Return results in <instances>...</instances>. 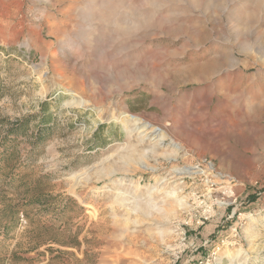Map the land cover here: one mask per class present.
<instances>
[{
	"label": "rangeland",
	"instance_id": "obj_1",
	"mask_svg": "<svg viewBox=\"0 0 264 264\" xmlns=\"http://www.w3.org/2000/svg\"><path fill=\"white\" fill-rule=\"evenodd\" d=\"M0 83V132L27 119L0 264H264V0H0ZM203 158L238 202L196 226L204 177L167 178Z\"/></svg>",
	"mask_w": 264,
	"mask_h": 264
},
{
	"label": "trees",
	"instance_id": "obj_2",
	"mask_svg": "<svg viewBox=\"0 0 264 264\" xmlns=\"http://www.w3.org/2000/svg\"><path fill=\"white\" fill-rule=\"evenodd\" d=\"M3 95V85L0 83V98ZM45 111V110H44ZM27 119L16 120L11 127L0 132V235L3 239L10 236L19 223V214H23V209H17L18 205L12 202L6 203L7 191L19 183L21 174L18 170L19 150L11 135L17 132L25 131V124ZM50 126L43 119L41 125L37 128L35 135H33V147L42 142L50 130ZM34 149V148H32ZM37 196L29 197L25 202L36 200ZM12 257L15 254H11Z\"/></svg>",
	"mask_w": 264,
	"mask_h": 264
},
{
	"label": "built area",
	"instance_id": "obj_3",
	"mask_svg": "<svg viewBox=\"0 0 264 264\" xmlns=\"http://www.w3.org/2000/svg\"><path fill=\"white\" fill-rule=\"evenodd\" d=\"M194 176L204 177L206 183L205 196L199 199L197 207L204 209L196 218V226H201L213 214L212 209L218 206L228 207L237 204L238 197L235 194V186L238 184L233 178L223 174L218 170L215 164L207 158L200 159L193 166ZM192 176V177H194ZM195 178V177H194ZM197 193V192H196ZM196 193L192 196L195 197ZM216 193L218 197H212ZM195 198H199L196 196ZM241 202L239 203V205Z\"/></svg>",
	"mask_w": 264,
	"mask_h": 264
},
{
	"label": "bare ground",
	"instance_id": "obj_4",
	"mask_svg": "<svg viewBox=\"0 0 264 264\" xmlns=\"http://www.w3.org/2000/svg\"><path fill=\"white\" fill-rule=\"evenodd\" d=\"M113 63V62H112ZM84 75V74H83ZM73 93V92H72ZM77 97V96H76ZM78 105H85V103H86V101L85 100H82V99H79L77 102H76ZM125 111V110H124ZM109 114V113H108ZM115 121L116 122H120L124 127H125V129L127 130V132L129 133V134H131V133H133V130H134V127L133 126H135V125H138V124H141L140 122H139V120L137 119V117L135 116V115H132V114H128V113H125V114H122V115H120V116H118V117H116L115 118ZM137 127V126H136ZM177 127V126H176ZM138 131V132H137ZM137 131L135 132V133H139V139H141V138H148V137H150V136H152L151 138H149V141H152V142H155V143H153V145H152V149L151 150H154L155 149V147L158 145V144H161V143H163V136L165 135V134H163L162 135V128H157V127H154V125H152L151 123H144V125L141 127L140 126V128L138 127L137 128ZM138 139V138H137ZM140 141V140H139ZM151 142V143H152ZM156 142H158L157 144H156ZM150 143V144H151ZM174 152H172L171 154H173ZM173 156H174V154H173ZM170 157V156H169ZM112 167V166H111ZM142 168H144V169H151V170H154L155 169V167L154 166H149L147 163H144L143 162V165L141 166ZM109 169V168H108ZM189 169H191V168H187V169H181V168H175L174 170H173V173H174V175H171L169 178H167V179H171V178H175V177H177V176H180V177H178L177 179H180V178H183V174H187V173H195L194 171H190ZM114 172H116L114 169L112 170V171H107V174L106 175H104V173H103V176L101 175H99L95 180L97 181V182H99V181H103V180H105V179H107L108 177L107 176H111L112 175V173L114 174ZM84 172H81V174H83ZM124 173V172H123ZM125 173H127V172H125ZM88 174V173H87ZM84 175H86V174H84ZM157 178V177H156ZM122 179V178H121ZM121 179L119 180V182H120V184H121ZM84 181H89V179L88 178H85V180ZM124 181V180H123ZM118 182V183H119ZM155 182V181H154ZM164 182V181H163ZM117 183V184H118ZM126 183V182H125ZM124 183V184H125ZM123 184V183H122ZM147 186V185H146ZM146 186H144L143 188H145ZM128 187H134V189H138V188H140V186H139V182L138 181H135V180H133V179H131V180H128ZM158 185H156V186H153V188H155V190H154V193L156 192L157 193V195H164V197H167L168 199H171L170 200V202H174V203H178V204H180V205H183L182 204V202H183V198L181 197H179L178 196V194H177V191H175V190H177V189H175V190H172V191H168L167 189V191L166 190H162V189H158ZM172 189H173V187H172ZM171 190V189H170ZM149 193H151V192H149ZM134 194H135V192H134ZM128 197V196H127ZM146 199V198H145ZM151 202V201H150ZM174 203H171V204H174ZM119 204V203H118ZM151 205V204H150ZM150 205H149V207H150ZM139 207V206H138ZM168 207V206H167ZM173 207V206H172ZM182 207V206H181ZM189 206H187V205H185V208H188ZM132 211V210H131ZM148 211H146L145 213H147ZM135 223V222H134Z\"/></svg>",
	"mask_w": 264,
	"mask_h": 264
}]
</instances>
